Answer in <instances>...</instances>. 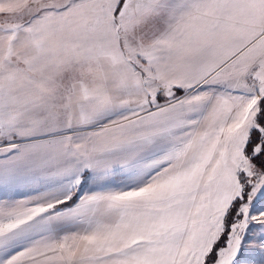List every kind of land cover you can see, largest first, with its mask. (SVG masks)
<instances>
[{"label": "snow or ice", "instance_id": "1", "mask_svg": "<svg viewBox=\"0 0 264 264\" xmlns=\"http://www.w3.org/2000/svg\"><path fill=\"white\" fill-rule=\"evenodd\" d=\"M0 264H264V0H0Z\"/></svg>", "mask_w": 264, "mask_h": 264}]
</instances>
